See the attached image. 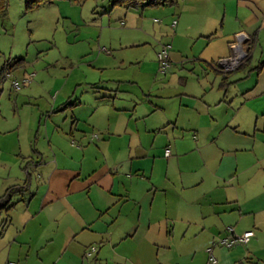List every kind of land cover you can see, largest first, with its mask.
I'll list each match as a JSON object with an SVG mask.
<instances>
[{
  "label": "crops",
  "instance_id": "crops-1",
  "mask_svg": "<svg viewBox=\"0 0 264 264\" xmlns=\"http://www.w3.org/2000/svg\"><path fill=\"white\" fill-rule=\"evenodd\" d=\"M257 10L248 27L221 20L203 38L209 54L183 70L193 89L186 78L176 92L167 84L144 95L135 82L87 74L20 89L36 111L29 142L12 150L37 160L1 165L0 197L21 191L3 215L0 264H193L189 240L220 238L228 227L254 232L248 244L226 248L230 258L262 261L264 4ZM22 75V83L37 77ZM2 119L0 137L20 138L22 120Z\"/></svg>",
  "mask_w": 264,
  "mask_h": 264
},
{
  "label": "rangeland",
  "instance_id": "rangeland-1",
  "mask_svg": "<svg viewBox=\"0 0 264 264\" xmlns=\"http://www.w3.org/2000/svg\"><path fill=\"white\" fill-rule=\"evenodd\" d=\"M263 4V0H177L164 6L124 8L113 7L112 0H57L28 9L26 0H8L6 10L0 13V69L13 64L16 59L23 61L20 68L12 70L10 77L0 82V122L4 123L2 117L8 121L14 117L15 121L22 120V130L20 138L18 133L15 138L0 137V169L1 165L17 166L25 161L23 158L34 157L31 153L22 157L18 155V149L12 150L15 144H20L23 150L24 144L29 142L23 136L29 118L36 111L34 99L23 97L20 89H26L30 84L33 87L59 86L68 79L71 83L83 74L90 78L97 75L113 78L122 81V85L126 81L135 82L145 90L144 95L149 88L163 90L168 88L167 84L171 93L176 92L186 78L189 88L193 89V76L190 79L188 72L183 70L199 68L195 55L202 50L209 54L203 38L218 28L221 20L228 26L237 18L238 25L248 27L257 20V8ZM222 7L227 9L226 16L222 18L223 12L217 18ZM214 17L217 18L215 25L211 19ZM174 20L178 21L175 29L171 27ZM166 44L171 45L169 68L162 74L157 53ZM107 51L109 55L105 54ZM98 58L95 63L97 60L94 59ZM202 65L208 70V64L202 62ZM22 74L37 77L30 78L23 86ZM14 81L20 83L18 88L14 87ZM30 92L34 93L33 90ZM20 174L22 172L18 171L17 175ZM3 176L0 175V181ZM210 223L215 220L205 217L204 224ZM206 235L189 240L193 264H208L203 251L219 237L212 240ZM229 252L226 248L215 247L217 264H264L263 257L260 262H237L230 258Z\"/></svg>",
  "mask_w": 264,
  "mask_h": 264
},
{
  "label": "trees",
  "instance_id": "trees-1",
  "mask_svg": "<svg viewBox=\"0 0 264 264\" xmlns=\"http://www.w3.org/2000/svg\"><path fill=\"white\" fill-rule=\"evenodd\" d=\"M57 0H26V8L30 9L32 7L39 6L43 3L52 4ZM78 2H83L84 0H76ZM177 0H112V6H120L124 8H135L138 5L143 6H164L174 4ZM8 0H0V13H3L6 10ZM23 59H16L13 64L6 65L4 69H0V82L7 77L12 70L18 69L21 67V62ZM20 63V64H17ZM1 92V88H0ZM21 191V188L14 187L10 188L5 195L0 197V228L6 225V219L3 215L6 213L8 208H10L12 195Z\"/></svg>",
  "mask_w": 264,
  "mask_h": 264
},
{
  "label": "built area",
  "instance_id": "built-area-1",
  "mask_svg": "<svg viewBox=\"0 0 264 264\" xmlns=\"http://www.w3.org/2000/svg\"><path fill=\"white\" fill-rule=\"evenodd\" d=\"M177 23L176 20L172 22V26H175ZM170 51H171V45H163L161 50L157 53V60L159 62V68L162 74H165L167 69L169 68V56H170ZM222 64H226V60L223 59L221 60ZM230 67V66H228ZM33 76V75H31ZM30 82V77L28 79H25L23 83ZM14 87L18 88L20 83L18 81H14ZM94 137L97 138V135ZM165 155H169V151L165 152ZM228 234L226 236L218 238L216 241H214L213 245L211 247H208L206 249V252L208 254V262L209 264H216L217 260L214 256V248L215 247H225V248H233L237 245H246L249 243L251 238L254 236L253 231H245L240 235H237L234 233L233 228L228 227L227 229ZM96 250V247H91L90 250L87 252V255H90ZM3 264H17L16 262L8 261Z\"/></svg>",
  "mask_w": 264,
  "mask_h": 264
}]
</instances>
